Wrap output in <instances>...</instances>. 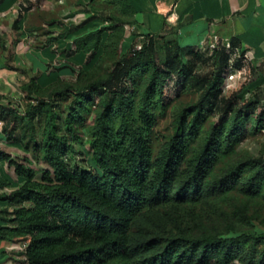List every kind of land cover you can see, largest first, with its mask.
Listing matches in <instances>:
<instances>
[{"label": "trees", "instance_id": "trees-1", "mask_svg": "<svg viewBox=\"0 0 264 264\" xmlns=\"http://www.w3.org/2000/svg\"><path fill=\"white\" fill-rule=\"evenodd\" d=\"M110 4L116 13L107 16L98 11L70 31L73 34L96 19L105 23L74 40L70 52L90 55L89 63L78 72L70 66L77 73L74 81L58 80L47 87L35 79L23 84L24 97L38 99L25 114L0 104L7 141H18L25 149L31 145L42 161L36 168L29 158L17 161L0 150V189H12L0 197L2 212L8 216L7 224L0 226V242H25L28 264H264V232L237 228L238 221L254 227L257 216L249 214L248 205L222 212L219 222L200 223L192 232L181 226L169 229L160 212L172 201L202 198L208 174L222 155L243 141L250 123L254 133L264 132V103L258 94L240 105L237 96L223 95L224 70L237 44L231 41L232 51H215L216 69L206 74L197 72L206 61L203 56L191 50L184 60L178 42L166 41L165 61L159 64L156 47L162 39L147 36L142 49L135 51L139 36L126 38L125 26L135 25L126 19L133 10L131 0ZM106 62L112 63V70L91 80ZM175 80L199 97L182 107L173 135L154 160L148 138L156 122L154 110L166 109V89ZM69 93L76 95V101L61 125L52 101ZM133 95L138 96L135 122L131 119ZM97 99L96 126L90 138L97 167L74 168L67 157L76 152L80 139L76 126L84 121L83 110L96 106ZM216 110L222 112L219 123L193 152L183 175L182 164L192 143L207 115ZM24 116L29 117L27 126L21 124ZM36 120L43 125L40 141ZM19 127L23 136L16 140L13 135ZM2 163L14 168L19 184L4 173ZM238 184L252 198L264 192V155L230 167L209 192L224 193ZM136 224L156 233L136 238L132 234Z\"/></svg>", "mask_w": 264, "mask_h": 264}, {"label": "crops", "instance_id": "crops-1", "mask_svg": "<svg viewBox=\"0 0 264 264\" xmlns=\"http://www.w3.org/2000/svg\"><path fill=\"white\" fill-rule=\"evenodd\" d=\"M24 1L0 0V95L12 94L17 84L33 79L43 87L74 81L77 73L71 67L79 71L90 61V55L70 52L74 40L105 25L96 19L70 33L98 12L89 6L91 0H78L79 6H70L65 18L57 6L17 14ZM131 5L126 19L135 24L137 43L156 36L191 51L212 43L214 37L223 45L234 41L235 51L249 57L253 90L264 95V0H131ZM84 6L87 10H80ZM7 217L0 216V226L7 224Z\"/></svg>", "mask_w": 264, "mask_h": 264}, {"label": "rangeland", "instance_id": "rangeland-1", "mask_svg": "<svg viewBox=\"0 0 264 264\" xmlns=\"http://www.w3.org/2000/svg\"><path fill=\"white\" fill-rule=\"evenodd\" d=\"M110 1L113 0H95L91 1L89 6L97 9L104 15H110L116 13L115 10L110 6ZM93 2V3H92ZM74 3V2H73ZM71 3V7L77 8L79 5L76 3ZM87 6L80 8V10H87ZM107 9V10H106ZM140 44V42H135ZM165 46L166 41H157V52L155 59L159 64L165 61ZM225 49L222 41H219V47L217 50L221 51ZM211 48V43L207 44L203 48L194 49L193 51L203 56L206 60L198 65V74H206L211 72V70L216 69L215 51ZM189 50L182 49L181 55L184 60H187L189 56ZM234 69L237 71L230 70L227 68L224 70L225 83L223 85V95L226 98H234L237 96L238 104L240 105L244 99H254V95L258 94L261 98L262 103H264V95L256 93L253 90L252 82L254 80V71L249 63H242L239 59L235 58ZM237 63H241V67L237 66ZM8 65L9 62H8ZM11 66V65H10ZM113 68L112 63L106 62L102 67L96 70L93 74L91 80H95L100 74L105 72H110ZM136 78L141 80V76L138 75ZM167 101L165 110L161 108H156L154 110L156 116L155 125L150 133H148V138L150 140L151 152L153 159H157L163 146L171 136L173 135L175 120L182 109V107L188 105L191 102L197 101L199 95L189 86H185L182 83H177V81H170L167 89ZM1 105L10 106L13 105L15 109L21 111L25 114L31 104H36L38 99L33 97V100H29L24 96L22 92V85H16V90L12 94L0 95ZM74 93L69 94H59L54 97L52 103L56 106V112L58 114V122L64 125L69 113L71 112L72 106L75 104L76 98ZM22 100L19 102V99ZM96 100V106H90L89 111L83 110V123L76 126L80 139L75 143L76 152L67 157V162L74 168H80L83 170H90L96 168L94 157L91 152L90 138L93 130L96 126V111L98 109ZM133 106L131 110V119L134 122L137 120L138 116V96L133 95ZM222 117V112L216 110L210 112L207 115L206 120L203 122L199 137L194 143H192L189 155L183 161L182 172L187 169L190 164L192 154L195 150L199 149L201 144L206 138L208 131L214 124H218ZM25 120L21 124L27 126L29 117H23ZM40 121L36 120V130H37V140H41L43 125L39 124ZM43 123V120H41ZM118 126V123H115ZM2 123L0 122V150L11 154L12 158L24 162L25 158H29L32 165L39 168L41 165V160L38 159L37 153L34 152L32 146L30 145L27 149L21 146L18 141H7L6 136L2 134ZM63 133L66 131L63 129ZM16 140H19L22 134V128H18V131L13 135ZM30 140V135H28L27 141ZM264 155V132L254 133L253 124L250 123L247 131L244 134L243 141L239 143L233 152L222 155L214 166L213 170L208 174L205 181V193L202 198L196 201H186L178 202L172 201L169 205L164 208H160V212L168 220V228L175 229L177 226H181L183 230L192 232L195 231L200 223L210 224L211 221H220V214L222 212L232 213L234 207L237 205H248L249 214L257 216L256 221L253 223L254 227L246 226L244 223L238 221L236 222L237 228L239 230L254 231V232H264V192L255 197H249L241 192L240 184L236 185L234 188L229 189L224 193L211 194L209 188L213 182L219 179L230 167L238 164L249 157H260ZM4 173L14 182V184H19V179L17 178L14 168L9 167L7 164H1ZM181 177L179 178L176 185H178ZM12 189H0V197L9 194ZM147 209L143 210L145 213ZM5 215L0 208V216ZM147 219V218H146ZM156 233V229L151 231L146 226L141 224H136L132 228V234L136 238H141L149 234ZM27 244L23 241L18 243L0 242V264H28L25 251ZM239 264V263H236Z\"/></svg>", "mask_w": 264, "mask_h": 264}, {"label": "built area", "instance_id": "built-area-1", "mask_svg": "<svg viewBox=\"0 0 264 264\" xmlns=\"http://www.w3.org/2000/svg\"><path fill=\"white\" fill-rule=\"evenodd\" d=\"M77 1L78 0H43V1L42 0H25L24 2H22L20 4L19 9L17 10V14L21 13V11H23L24 9H27L28 11H35L36 9H38L40 7H46V6L47 7H55V6H57L61 10V16L63 18H65L71 14L69 11L70 2L76 3ZM125 30H126V34H127L126 38L128 39L135 32V26L126 25ZM142 46H143V43L136 44L134 50L140 51L142 49ZM224 46L229 51L233 50L232 43L229 40L224 43ZM218 47H219V38L214 37L213 41L211 43V48L213 50H217ZM235 58L239 59V61H241L242 63H247L248 59H249L248 55L240 54V53L236 52L234 49L231 60L229 61V69L233 70V71H237L236 69H234V62L236 60Z\"/></svg>", "mask_w": 264, "mask_h": 264}]
</instances>
